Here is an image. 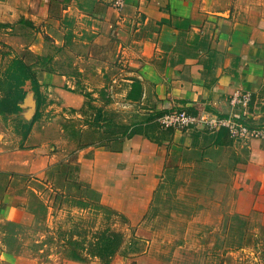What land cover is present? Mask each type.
Returning a JSON list of instances; mask_svg holds the SVG:
<instances>
[{"label": "crops", "instance_id": "obj_1", "mask_svg": "<svg viewBox=\"0 0 264 264\" xmlns=\"http://www.w3.org/2000/svg\"><path fill=\"white\" fill-rule=\"evenodd\" d=\"M123 1L117 8L113 0H0V35L10 37L4 42L18 54L27 46V54L36 57L29 61L35 64L45 107L56 103L62 116L70 110L79 115L85 101L80 92L88 91L93 103L108 113L127 106L147 116L185 110L264 128V0ZM24 32L32 39L26 40ZM10 34H17L22 45L16 47ZM66 55L72 59L65 61ZM43 58L47 62L42 63ZM111 67L116 75L108 77ZM86 69L94 72L82 81L79 75ZM83 82L89 85L86 90L79 88ZM133 87L136 97L127 98ZM25 89L27 104L18 118L28 120L34 94L28 83ZM102 90L107 91L105 105ZM236 90L250 93L247 108L232 107ZM0 122V264H101L86 253L74 259L26 251L28 241L5 227L26 229L33 222L30 199L40 193L35 185L48 181L43 174L58 167L63 129L55 127L53 133L35 122L22 140ZM156 134L160 141L137 133L89 142L76 150V179L89 189L77 192L71 184L76 193L72 197H85L124 215L125 229L134 238L126 243L130 252L115 256L111 264H262L258 253L244 245L229 251V241L217 233L221 218L202 215H228L231 223L233 217L256 214V223L249 227L256 230L254 235L264 230V139L234 138L224 127L211 131L201 125L170 132L160 127ZM168 182L178 183L180 191L165 193ZM162 200L177 206V213L200 215L189 227L192 237H149L153 225L142 219L158 210ZM112 225L117 228V220ZM92 226L85 228L92 231ZM162 243L169 249L158 257L154 249Z\"/></svg>", "mask_w": 264, "mask_h": 264}, {"label": "rangeland", "instance_id": "obj_2", "mask_svg": "<svg viewBox=\"0 0 264 264\" xmlns=\"http://www.w3.org/2000/svg\"><path fill=\"white\" fill-rule=\"evenodd\" d=\"M1 24L2 23L0 22V25ZM0 29H2V26H0ZM26 31H28V29H26ZM24 33H26V40L29 41L30 39H32V34H30L29 32ZM10 35L12 36L14 45H16V47L19 44L22 45V42L19 43V36L17 37V34L16 36H14L13 34ZM4 37L7 36L2 37L0 35V68H2L7 63L9 57H12L14 54H18L13 46H10L9 44H6L4 42L5 39H8L10 37ZM26 48L27 46H25L23 49L20 48L21 50L19 52V55L23 56L27 60L34 61L35 56L33 54L28 55V50ZM67 59H72V57L66 55L65 61ZM89 65L93 66L91 64H87V67H89ZM93 72L94 71H92L91 69H86L80 72L81 75H79L78 71H75V74H78L82 81H88L89 74H92ZM115 73V67H111L107 69L105 75H108L109 77V74L111 76H114L116 75ZM83 83L84 84L79 88L86 90L89 85H86L85 82ZM79 88L74 87V89ZM104 91L107 93L106 90ZM99 96H101L100 98L103 100L108 97L106 94ZM50 105V107L42 108V115L36 122L37 124H40V122H42V125H44V127H47L46 129H48L49 132L51 131L54 133V130L56 129L55 127H57L58 129L59 126L63 129V140L58 144L61 158L59 161L60 165L58 163V167L55 166L53 169H50L46 171L45 174H43V176H47V180L49 181V183L48 181H46V186H41V184L35 185L36 189L39 190L40 193H38V198L32 197L30 199L31 208L35 212L33 222L30 224V226L24 229L23 227H19L16 224H4L5 227L7 226L8 228H10V231L13 232V235L17 234L16 236H19L21 234V237H24L26 241H28V248L26 251H30L34 254L38 253L40 255H45L47 253H67L69 249L73 248V244L71 243L73 240L80 241L84 237H87V239H89L92 231L101 229L102 226H104L103 217L101 216L102 214L89 215L86 214L83 210L72 208L73 205L70 201H73L72 196L74 192L70 190V185L72 181L77 178L76 168L74 165L77 148L82 147L87 142L94 141L95 143H99L102 139H108L115 136L121 137L122 135L124 136V133H129L132 129H134L135 123H137L135 125V128H140V130L142 129L143 131H145L149 135H153L154 137L157 136V130L161 127L158 120V122H156L152 119H146L148 117L146 114L147 112L135 111L136 108L132 106H127L121 108L120 110L118 109V111L108 113V115L106 116V120L101 122L100 127L93 128L86 124L85 119L88 116H84V114L81 113L80 110L78 111L79 115H76L75 112L69 111L65 112L66 114H68V116L64 117L62 116L60 110H56L58 109L56 103ZM45 108L48 109L47 112L45 111ZM57 114L61 115L62 117L59 116L57 118L55 116ZM22 115H24V111L20 116ZM14 117L18 116H13L7 121H0L4 122L8 126V128H13ZM54 119L56 120L54 121ZM151 126H154V128H152ZM178 188V183L168 182L164 187V191L165 193L170 195ZM60 191H62L63 193L61 192V196L55 199L57 193H59ZM179 191L180 189H178V192ZM166 198L167 199H165V201L167 200V202L169 203L170 198L168 196H166ZM165 201H160L158 203V206H156L158 207V210H152L150 214L144 215V218L142 219V221L144 220L145 225L147 223L153 225V228L149 233V237L160 239L161 241H167L170 239L178 241V239H180L184 235L187 238H189V235L190 237H192L193 234H190L189 227L195 225L196 219L200 215L177 213L176 211H180V209L177 206L172 207L166 205ZM202 217H209L212 219H216L218 217L221 218L220 226H222V230H218L217 233L220 234V237H223L224 241H229V251L230 247L232 249H236L238 246L244 245L245 247H248V249L255 250L258 253L260 262L264 264V230L261 229L257 232V235H254V233H256V230H253L251 229V227H249V224L253 225L256 223L255 221H257L258 219V215L252 214L248 218L233 217L231 223L230 217H228V215H222V217H220V215L218 216L214 214H207L202 215ZM115 218L117 219L116 226L117 228L121 229V231L124 233V236L118 244L115 253L110 258L100 259L101 264H111L112 259H114L115 256L127 254L128 252H130L125 248L126 243L129 240H134V238L130 236L131 232L125 229L126 227L123 224L124 222L122 221V219H119L118 217ZM87 219H89V221ZM55 222L57 223L56 229L50 231L51 227L55 226ZM45 223L46 226H48L46 227L48 231L43 230V227H45ZM89 223L90 226L93 225L92 231L85 228ZM41 235H43V238L40 239ZM137 243L139 244V247L144 249L143 241L139 239L137 240ZM40 249L43 250L40 251ZM168 249L169 247H165V245L162 243L161 247H159V245H156L154 253L156 255L159 254L158 257H160L162 255H166ZM76 251L80 254L87 252L85 250H82L81 248H78Z\"/></svg>", "mask_w": 264, "mask_h": 264}, {"label": "trees", "instance_id": "obj_3", "mask_svg": "<svg viewBox=\"0 0 264 264\" xmlns=\"http://www.w3.org/2000/svg\"><path fill=\"white\" fill-rule=\"evenodd\" d=\"M47 60V58H43L41 62H47ZM27 83L33 91L36 107L32 117L28 120H23L18 117L13 118L14 132L20 135L22 140L27 137L33 124L41 117L42 108L47 106L48 102L40 90V83L37 78L35 64L19 54H14L12 57H9L7 63L0 68V120L7 121L9 118L19 115L22 110L21 104L27 93L25 89ZM80 93L85 97L84 104L80 108V111L84 114V116H88L85 119L86 124L93 128H99L101 122L106 120L108 112L102 107L103 105L98 106L93 103V98L90 92L83 91ZM134 93L133 87L132 92L127 95V98H135L136 96ZM103 94H106L104 90L99 92V95ZM103 102L104 105L107 104L108 98L106 97ZM70 111L74 112V110ZM162 115V112L149 114L146 119H153ZM151 127L154 128V126ZM172 129L173 127L166 128L169 132ZM165 132L166 131L160 130L161 135H164ZM137 133L143 134L150 140L160 141L159 138L149 135L142 129L140 130V128L135 127L129 133H124V136L122 135L121 137H130ZM71 184L77 192H86L89 189L86 183L78 179L72 181ZM57 197H60L59 194H57L56 198ZM70 202L73 206L78 208H87L94 211L95 214L99 212L102 213L104 226H102L101 229L92 231L89 239L84 237L80 241L73 240L71 242L73 244V248L69 249L68 252L64 254L74 259H82L81 254L76 251L78 248H81L82 250L87 251L85 253L90 256H96L99 259L110 258L115 253L120 241L123 239V232L112 225L115 220H117L114 218V215H116L119 219H122L123 222L126 221L125 216L117 213L114 209L108 207L107 205L87 200L85 197L73 198V201Z\"/></svg>", "mask_w": 264, "mask_h": 264}, {"label": "built area", "instance_id": "obj_4", "mask_svg": "<svg viewBox=\"0 0 264 264\" xmlns=\"http://www.w3.org/2000/svg\"><path fill=\"white\" fill-rule=\"evenodd\" d=\"M115 7L121 8L123 0H113ZM230 103L232 107L247 108L250 104V93L248 91H234L231 95ZM163 128L173 127L186 129L190 127L202 126L208 130H216L224 127L231 137H260L264 139V128L248 127L241 121L229 117L208 116L201 113L191 114L185 110H178L164 113L157 119Z\"/></svg>", "mask_w": 264, "mask_h": 264}, {"label": "water", "instance_id": "obj_5", "mask_svg": "<svg viewBox=\"0 0 264 264\" xmlns=\"http://www.w3.org/2000/svg\"><path fill=\"white\" fill-rule=\"evenodd\" d=\"M25 102H26V99L24 98V100H23V102H22V104H21V107L23 108V105L25 104ZM30 103H31V105L33 106V109L31 110V112H29L30 113V118L32 117V115H33V113H34V111H35V107H36V101H35V98H34V100L32 99V100H30ZM26 104H27V102H26Z\"/></svg>", "mask_w": 264, "mask_h": 264}]
</instances>
